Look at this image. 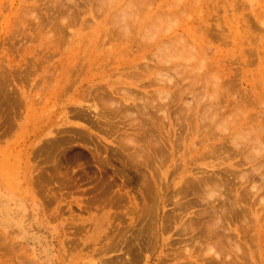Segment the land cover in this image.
Instances as JSON below:
<instances>
[{"label":"rangeland","instance_id":"374dc122","mask_svg":"<svg viewBox=\"0 0 264 264\" xmlns=\"http://www.w3.org/2000/svg\"><path fill=\"white\" fill-rule=\"evenodd\" d=\"M138 1L0 0V264H264V0Z\"/></svg>","mask_w":264,"mask_h":264},{"label":"bare ground","instance_id":"6f19581e","mask_svg":"<svg viewBox=\"0 0 264 264\" xmlns=\"http://www.w3.org/2000/svg\"><path fill=\"white\" fill-rule=\"evenodd\" d=\"M71 1H73V0H71ZM102 1H103V0H102ZM139 1H141V0H139ZM139 1H138V2H139ZM149 1H150V0H149ZM4 2H5V1H4ZM68 2H69V1H68ZM96 2H100V1H96ZM178 2H179V0H174V3H178ZM8 3H9V1H8ZM72 3H73V2H72ZM90 3H91V2H90ZM101 3H103V2H101ZM212 3H213V2H212ZM58 4H59V3H58ZM143 4H145V3H144V0H143ZM149 4H150V3H149ZM8 5H9V4H8ZM101 5H102V4H101ZM103 5H104V4H103ZM145 5H147V4H145ZM4 6H5V5H4ZM4 6H3V7H4ZM53 6H54V5H53ZM149 6H150V5H149ZM3 7H2V8H3ZM93 8H94V7H93ZM93 8H92V9H93ZM172 8H173V7L168 8V9H167V12H168V14H169L171 17L176 18L177 21H178V20L181 18V15H180L181 10H180V8H179V10L176 11L175 8H173V9H172ZM99 9H100V8H99ZM143 9H144V8H143ZM187 9H188V7L186 6V9H183V13L186 14ZM66 12H67V11H66ZM100 12H101V10H100ZM162 14H163V13H162ZM71 16H72V15H71ZM8 17H9V16H8ZM8 17H7V18H8ZM39 18H40V17H39ZM72 19H73V18H72ZM182 19H183V21H185V23H183V22H182L181 24H180V22L175 23V27H172V28H173V31H172V34H171V35H173V36L170 35V36H169L170 39H171V38H174L175 40H178V41H179V40H180V36H181V32H184V33L187 34L189 37H194V35H193V33H192V28H193L192 26H193V25H192L191 23H188V22H189V21H188V17H186V16L183 15ZM135 20H136V19H135ZM126 25H127V24H126ZM123 26H124V25H123ZM213 26H214V25H213ZM213 26H212V27H213ZM125 28H126V27H125ZM214 28H215V27H214ZM214 28H213V29H214ZM124 30H125V29H124ZM43 31H44V30H43ZM211 31H212V30H211ZM214 31H215V29H214ZM41 32H42V31H41ZM114 32H116V31H114ZM220 32H221V31H220ZM220 32H218V33H220ZM43 33H44V32H43ZM51 33H52V32H51ZM191 33H192V34H191ZM212 34H213V33H212ZM103 35H104V34H103ZM103 35H101V36H103ZM105 35H106V34H105ZM121 36H123V35H121ZM104 37H105V36H104ZM103 39H104V38H102V39H100V40H103ZM106 39H107V38H106ZM109 39H110V38H109ZM99 44H100V43H99ZM102 44H103V43H102ZM146 45H147V44H146ZM98 46H99V45H98ZM99 53H100V52H99ZM208 54H209V53H208ZM97 55H98V54H97ZM114 56H115V55H114ZM105 57H107V56H105ZM94 60H95V59H94ZM62 61H63V60H62ZM82 62H83V61H82ZM86 64H87V63H86ZM108 64H109V63H108ZM109 65H111V62H110ZM109 65H108V66H109ZM103 67H104V66H103ZM103 67H102V68H103ZM80 76H81V75H80ZM50 77H51V76H50ZM216 78H217V77H216ZM52 79H53V78H52ZM49 80H50V78H49ZM79 80H80V79H79ZM85 83H86V82H85ZM95 83H96V82H95ZM49 85H50V83H49ZM51 85H52V84H51ZM51 85H50V86H51ZM89 87H91V86H89ZM216 87H217V86H216ZM67 88H68V87H67ZM95 88H96V87H95ZM88 89H89V88H88ZM97 89H98V88H97ZM95 90H96V89H94V91H95ZM67 91H68V90H67ZM67 91H66V92H67ZM79 91H80V90H79ZM86 91H87V90H86ZM94 91L92 90V92H94ZM239 92H240V91H239ZM64 93H65V92H63V94H64ZM88 93H89V92H88ZM234 94H237V93L234 92ZM242 94H243V93H242ZM238 95H239V94H238ZM91 96H92V95H91ZM236 96H237V95H236ZM87 97H88V95H87ZM89 97H90V96H89ZM225 97H226V96H225ZM242 97H243V96H242ZM243 98H244V97H243ZM64 99L66 100V98H64ZM89 99H90V98H89ZM215 99H216V98H215ZM236 99L238 100V98H236ZM244 99H245V98H244ZM246 99H247V97H246ZM251 99H252V98H251ZM217 100H218V99H217ZM241 100H242V99H241ZM252 100H253V99H252ZM66 101H67V100H66ZM234 101H235V100H234ZM241 102L243 103V102H245V101H241ZM241 102H240V103H241ZM50 103H51V102H50ZM69 103H70V102H69ZM222 103H225V102H223V101L221 100V104H222ZM64 104H65V102H64ZM250 104H251V102H250ZM252 104H253V103H252ZM61 105H62V104H61ZM217 105H218V103H217ZM224 105H225V104H224ZM240 105H241V104H240ZM66 106H68V105H66ZM215 106H216V105H215ZM238 107H239V105H238ZM262 107H263V106H262ZM67 108H68V107H67ZM161 108L163 109V106H161ZM164 108H165V106H164ZM218 108H219V107H218ZM223 108H224V106H223ZM223 108H222V109H223ZM234 108H235V107H234ZM239 108H240V107H239ZM263 109H264V108H263ZM236 110H237V109H236ZM236 110H235V111H236ZM241 110H242V109H241ZM164 111H165V109H164ZM215 111H216V110H215ZM232 111H233V110H232ZM162 112H163V111H162ZM216 112H217V111H216ZM228 112H229V111H228ZM242 112H244V111H241V114H242ZM163 113H164V112H163ZM234 113H236V112H234ZM263 113H264V112L262 111V114H263ZM217 114H219V112H218ZM226 114H227V113H226ZM232 114H233V113H232ZM244 114H245V113H244ZM215 115H216V114H215ZM234 115L236 116V114H234ZM234 115H233V116H234ZM260 115H261V114H260ZM231 116H232V115H231ZM244 116H245V115H244ZM164 117H165V116H164ZM218 117H219V116H218ZM241 117H242V116H241ZM261 117L263 118V116H261ZM165 118H166V117H165ZM236 118H237V117H236ZM214 119H215V118H214ZM208 120H209V119H208ZM255 121H257V120H255ZM205 123H206V122H205ZM207 123H208V122H207ZM211 123H212V119H211ZM236 123H237V121H236ZM203 126H204V125H203ZM207 126H208V125H207ZM254 127H255V126H254ZM207 129H208V128H207ZM261 129H262V128H261ZM261 129H259V130H261ZM258 132H259V131H258ZM263 135H264V134H263ZM225 140H226V139H225ZM227 140H228V139H227ZM250 141H251V140H250ZM226 142H227V141H226ZM224 143H225V141H224ZM230 143H231V142H230ZM232 143H233V142H232ZM232 143H231V144H232ZM253 143L256 144V146H257V144H260L256 137H255ZM263 143H264V139H263ZM221 144H223V143H221ZM225 145H226V144H225ZM225 145H222V146H225ZM235 145H236V144H235ZM235 145H234V146H235ZM248 145H249V142H248ZM252 145H253V144H252ZM263 145H264V144H263ZM228 146H229V145H228ZM237 146H238V145H237ZM237 146H236V147H237ZM244 146H245V147H242L243 149H241V150H244V148H246V144H244ZM253 146H254V145H253ZM258 146H259V145H258ZM226 147H227V145H226ZM226 147H225V150H226ZM223 148H224V147H223ZM232 148H233V147H232ZM237 148H238V147H237ZM249 148H250V147H249ZM214 149H215V148H214ZM217 149H219V147H218ZM217 149H215V150H217ZM223 150H224V149H223ZM237 150H238V149H237ZM241 150H240V151H241ZM221 151H222V149H221ZM233 151L236 153V149H235V150L233 149ZM240 151H239V152H240ZM247 151H248V150H247ZM210 152H211V151H210ZM215 152H216V151H215ZM218 153H219V152H218ZM227 153H228V152H227ZM235 153H234V156H235ZM244 153H245V152H244ZM229 154H230V151H229ZM231 154H233V153H231ZM218 155H219V154H218ZM246 155H247V154H246ZM261 155L263 156V154H261ZM216 156H217V155H216ZM219 156H220V155H219ZM227 156H228V155H227ZM237 156H238V153H237ZM244 156H245V155H244ZM244 156H243V157H244ZM258 156L260 157V155H258ZM249 157H250V156H249ZM220 158H221V157H220ZM222 158H223V157H222ZM222 158H221V159H222ZM225 158H227V157H225ZM232 158H234V157H232ZM247 158H248V157H247ZM250 158H252V157H250ZM226 160H227V159H226ZM231 160H232V159H231ZM242 160H243V159H242ZM242 160H241V163H243ZM244 160H245V159H244ZM254 160H255V158H254ZM254 160H253V161H254ZM248 161H249V160H248ZM251 161H252V160H251ZM255 161H256V160H255ZM260 162H261V161H260ZM262 162H263V161H262ZM239 163H240V162H239ZM239 163H238V165H239ZM244 163H245V162H244ZM249 163H251V162H249ZM230 164H231V163H230ZM245 164H248V163H247V159H246V163H245ZM245 164H244V165H245ZM218 165H219V164H218ZM220 165H221V164H220ZM233 165H236V164L234 163ZM250 165H251V164H250ZM256 165H257V164H256ZM256 165H255V166H256ZM239 166H241V164H240ZM257 166H261V165H257ZM251 168H252V166H251ZM255 168H258V167H255ZM255 168L253 169V171L256 170ZM224 169H225V168H224ZM221 170H222V169H221ZM251 170H252V169H251ZM258 170H260V169H257L256 171H258ZM219 171H220V170H219ZM227 171H228V170H227ZM237 171H239V170H237ZM237 171L235 170L236 175H237ZM220 172H222V171H220ZM224 172H225V170H224ZM224 172H223V173H224ZM235 172H233V173L235 174ZM239 172H240V171H239ZM242 172H243V171H242ZM242 172H241V173H242ZM244 172H245V171H244ZM244 172H243V173H244ZM246 172H247V171H246ZM246 172H245V173H246ZM250 172H251V171H250ZM250 172H249V173H250ZM260 172H261V171H260ZM230 173H231V171H230ZM230 173H229V174H230ZM233 173H232V174H233ZM241 173H240V174H241ZM255 173H256V172H254V174H255ZM214 174H217V173H214ZM225 174H226V172H225ZM225 174H223V175H225ZM254 174H253V175H254ZM221 175H222V174H221ZM223 175H222V176H223ZM245 175H246V174H245ZM245 175H244V177H245ZM247 175H248V174H247ZM251 175H252V174H251ZM210 176H211V175H210ZM213 176H215V175H213ZM219 176H220V173H219ZM226 176H227V175H226ZM248 176H249V175H248ZM258 176H260V175H258ZM229 177H230V176H229ZM252 177H253V176H252ZM261 177H262V175H261ZM208 178H209V177H208ZM208 178H207V179H208ZM216 178H217V177H216ZM220 178H221V177H220ZM222 178H223V177H222ZM224 178H225V177H224ZM226 178H227V177H226ZM230 178H231V177H230ZM255 178H256V177H255ZM258 178H260V177H258ZM262 178H263V177H262ZM200 179H203V178H200ZM210 179H211V178H210ZM210 179H209V180H210ZM213 179H214V177H213ZM228 179H229V178H228ZM233 179H234V182H237V181H238V180L236 181L235 178H233ZM237 179H238V178H237ZM243 179H244V178H243ZM243 179H240V180H243ZM246 179H247V178H246ZM250 179H251V178H250ZM204 180H205V179H204ZM217 180H218V179H217ZM256 180H257V179H256ZM256 180H254V181H256ZM259 180H260V179H259ZM259 180H258V181H259ZM201 181H202V180H201ZM201 181H200V182H201ZM210 181H212V180H210ZM218 181H219V180H218ZM218 181H217V183H218ZM225 181H226V179H225ZM225 181H224V182H225ZM227 181H228V180H227ZM244 181H245V179H244ZM244 181H243V184H245V182H246L247 180H246L245 182H244ZM248 181H249V180H248ZM213 182H214V181H213ZM213 182H212V183H213ZM230 182L233 183V181H230ZM230 182H229V183H230ZM206 183H208V182L206 181ZM209 183H210V182H209ZM212 183H211V184H212ZM220 183H221V182H220ZM229 183H228V184H229ZM248 183H249V182H248ZM213 184H214V183H213ZM213 184H212V185H213ZM223 184H224V183H223ZM228 184H227V185H228ZM253 184L255 185V182H254ZM253 184H252V185H253ZM199 185H201V184H199ZM215 185H216V183L214 184V187H213V188H215ZM218 185H220V184H218ZM237 185H238V184H236L235 186H237ZM240 185H241V181H240ZM240 185H239V186H240ZM250 185H251V184H250ZM250 185H249V186H250ZM252 185H251V186H252ZM201 186H202V185H201ZM203 186H206V188H207V184H206V185L204 184ZM216 186H217V185H216ZM220 186H222V185H220ZM224 186H225V185H224ZM217 187H218V186H217ZM229 187H231V186H229ZM229 187L227 186L226 188L229 189ZM232 187H233V185H232ZM254 187H256V186H254ZM254 187H252V189H253ZM257 187H258V185H257ZM203 188H204V187H203ZM219 188H223V187H219ZM243 188H244V187H243ZM245 188H246V187H245ZM245 188H244V189H245ZM230 189H231V188H230ZM234 189H235V188H234ZM258 189L261 190V187L258 188ZM205 190H206V189H205ZM219 190H220V189H219ZM222 190H224V189H222ZM225 190H226V189H225ZM225 190H224V191H225ZM238 190H239V189H238ZM250 190H251V189H249V191H250ZM254 190H256V189H254ZM254 190H253V191H254ZM227 191L230 192V190H227ZM227 191H226V192H227ZM244 191H245V190H244ZM247 191H248V186H247ZM217 192H218V191H217ZM220 192H221V191H220ZM231 192H232V191H231ZM231 192H230V193H231ZM234 192H235V191L233 190V193H234ZM251 192H252V191H251ZM178 193H179V192H178ZM223 193H224V192H223ZM223 193H222L221 195H223ZM233 193H232V195L235 194V193H234V194H233ZM240 193H242V192H240ZM244 193H245V192H244ZM254 193H256V192H254ZM254 193H253V194H254ZM218 194H219V193H218ZM251 194H252V193H251ZM251 194H250V197H251ZM245 195H246V194H245ZM225 196H226V195H224V197H225ZM239 196H240V195H239ZM247 196H248V195H247ZM259 196H261V195H259ZM218 197H219V195H218ZM222 197H223V196H222ZM222 197H219V199H221ZM226 197H227V196H226ZM229 197H230V196H229ZM229 197H228V198H229ZM215 198H216V197H215ZM233 198H234V197H233ZM258 198H259V197H258ZM258 198H257V199H258ZM223 199H224V198H223ZM223 199H222V200H223ZM229 199H230V198H229ZM229 199H228V200H229ZM228 200H226L227 203H228ZM255 200H256V199H255ZM219 201H220V200H219ZM229 201H230V200H229ZM232 201H233V200H232ZM232 201H231V202H232ZM236 201H237V200H235V202H236ZM256 201H257V200H256ZM221 202H222V201H221ZM257 202H258V201H257ZM187 203H188V202H187ZM187 203H185V204H187ZM224 203H225V202H224ZM224 203H223V204H224ZM232 204H234V203L232 202ZM232 204H231V205H232ZM236 204H238V203H236ZM181 206H182V205H181ZM190 206H191V205H190ZM233 206H234V205H233ZM238 206L240 207L239 204H238ZM255 206H256V205H255ZM179 207H180V206H179ZM215 207H216V206H215ZM234 207H236V206H234ZM239 207H236L237 209H239L238 211H240V208H239ZM183 208H185L184 205H183ZM209 208H211V207H209ZM218 208H219V207H218ZM229 208H230V207H229ZM232 208H233V207H232ZM248 208H249V207H248ZM181 209H182V208H181ZM188 209H189V208H188ZM223 209H224V208H223ZM223 209H222V210H223ZM233 209H234V208H233ZM241 209H242V208H241ZM186 210H187V208H186ZM186 210H185V211H186ZM208 210H209V209H208ZM231 210H232V209H231ZM242 210H243V209H242ZM255 210H256V209H255ZM211 211H213V209H212ZM215 211H216V210H215ZM217 211H218V209H217ZM223 211H224V210H223ZM235 211L237 212V210H235ZM208 212H210V211H208ZM213 212H214V211H213ZM220 212H221V211H220ZM245 212H246V211H245ZM205 213H206V212H205ZM210 213H211V212H210ZM210 213H209V214H210ZM226 213H227V212H226ZM229 213H230V212H229ZM215 214H216V213H215ZM223 214H224V213H223ZM237 214H238V213H237ZM182 215H183V214H182ZM203 215H204V214H203ZM203 215H201V216H203ZM211 215H212V214H210L209 217H210ZM213 215H214V214H213ZM216 215H217V214H216ZM229 215H230V214H229ZM229 215H228V216H229ZM204 216H205V215H204ZM218 216H220L219 213H218ZM218 216H217V218H218ZM222 216H223V215H222ZM222 216H221V217H222ZM225 216H226V215H225ZM211 217H212V216H211ZM214 217H215V215H214ZM214 217H213V218H214ZM221 217H219V219H220ZM262 217H263V215H262ZM213 218H212V219H213ZM226 218H227V217H226ZM230 218H231V217H230ZM244 218H245V217H244ZM189 219H190V218H189ZM191 219H192V218H191ZM193 219H194V218H193ZM193 219H192V221H193ZM221 219H222V218H221ZM240 219H241V218H240ZM222 220H223V219H222ZM232 220H233V219H231V221H232ZM235 220H236V219H234V222H235ZM246 220H247V219H246ZM188 221H189V223L191 222V220H188ZM196 221H198V220H196ZM196 221H195V222H196ZM244 221H245V220H244ZM195 222H194V224H195ZM208 222H209V221H208ZM247 222H251V221H246V223H247ZM187 223H188V222H187ZM187 223H186L185 225H186V226H189V225H187ZM216 223H218V222H216ZM243 223H244V222H243ZM190 224H191V223H190ZM196 224H197V223H196ZM207 224H208V223H207ZM232 224H233V223H232ZM249 224H250V223H249ZM253 224H254V223H253ZM258 224H259V223H258ZM107 225H108V224H107ZM205 225H206V223H205ZM205 225H204V227H205ZM215 225H216V224H215ZM247 225H248V224H247ZM247 225H246V226H247ZM186 226H185V227L182 226V227H184V228H183L184 230H187ZM192 226H193V224H192ZM192 226H191V227H192ZM244 226H245V225H244ZM191 227L189 228L190 230H191V229H194V228H191ZM185 228H186V229H185ZM249 228H250V227H249ZM189 229H188V230H189ZM252 229H253V228H252ZM252 229H251V230H252ZM227 230H229V229H227ZM249 230H250V229H249ZM224 231H225V230H224ZM224 231H223V232H224ZM229 231H231V230H229ZM240 231H241V230H240ZM243 231H244V230H243ZM254 231H255V230H254ZM183 232H184V231H183ZM183 232H182V233H183ZM185 232H187V231H185ZM185 232H184V233H185ZM192 232H193V231H192ZM192 232H191V233H192ZM209 232H212V231H209ZM227 232H228V231H227ZM188 233H189V231H188ZM212 233H213V232H212ZM229 233H230V232H229ZM219 234H220V233H219ZM221 234H222V233H221ZM221 234H220V235H221ZM189 235H190V234H189ZM208 235H210V233H208ZM208 235H205V236L207 237ZM211 235H212V234H211ZM223 235H225L224 238H226L227 235H226V234H222L221 236L223 237ZM215 236H216V235H214V238H215ZM217 236H218V235H217ZM237 236H238V235H237ZM244 236H245V235H244ZM251 236H252V235H251ZM253 236H254V235H253ZM212 237H213V236H212ZM190 238H192V236H191ZM227 238H229V237H227ZM246 238H247V237H246ZM188 239H189V238H188ZM206 239H207V238H206ZM209 239H210V237H209ZM220 239H221V238H220ZM220 239H219V240H220ZM250 239H251V238H250ZM256 239H257V238H256ZM186 240H187V239H186ZM189 240H191V239H189ZM211 240H212V239H211ZM224 240H225V239H224ZM224 240H223L221 243H219V245L224 244ZM208 241H209V240H208ZM226 241H227V240H226ZM228 241H229V240H228ZM247 241H250V240H247ZM188 243H190V242H188ZM191 244H192V242H191ZM210 244H212V243H210ZM207 246H209V245H207ZM221 246H223V245H221ZM219 255H220V254H219ZM219 255H218V256H219ZM220 256H222V255H220ZM225 259H226V258H225ZM221 260H222V259H221ZM227 260H228V259H227ZM227 260H226V261H227ZM227 262H228V261H227ZM227 262H225V264H227ZM237 262H238V260H237ZM222 263H223V262H222ZM233 263H234V262H233ZM236 264H237V263H236Z\"/></svg>","mask_w":264,"mask_h":264}]
</instances>
